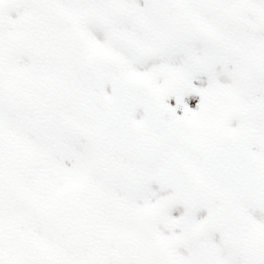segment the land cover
Instances as JSON below:
<instances>
[{
    "label": "snow or ice",
    "instance_id": "obj_1",
    "mask_svg": "<svg viewBox=\"0 0 264 264\" xmlns=\"http://www.w3.org/2000/svg\"><path fill=\"white\" fill-rule=\"evenodd\" d=\"M0 264H264V0H0Z\"/></svg>",
    "mask_w": 264,
    "mask_h": 264
}]
</instances>
